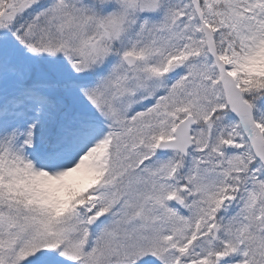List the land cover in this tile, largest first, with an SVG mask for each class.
<instances>
[{"label": "snow or ice", "instance_id": "1", "mask_svg": "<svg viewBox=\"0 0 264 264\" xmlns=\"http://www.w3.org/2000/svg\"><path fill=\"white\" fill-rule=\"evenodd\" d=\"M0 264H264V0H0Z\"/></svg>", "mask_w": 264, "mask_h": 264}]
</instances>
